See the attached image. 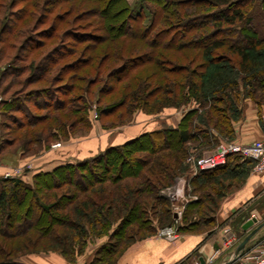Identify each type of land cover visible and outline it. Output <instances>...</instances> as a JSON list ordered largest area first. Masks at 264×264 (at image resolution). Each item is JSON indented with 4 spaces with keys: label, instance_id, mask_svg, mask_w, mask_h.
Here are the masks:
<instances>
[{
    "label": "trees",
    "instance_id": "1",
    "mask_svg": "<svg viewBox=\"0 0 264 264\" xmlns=\"http://www.w3.org/2000/svg\"><path fill=\"white\" fill-rule=\"evenodd\" d=\"M140 1L137 12L126 0L99 1L94 14L101 20L94 30L101 34L64 29L60 38L74 39L72 44L41 51L62 18L51 16L54 8L72 0H0V153L19 142L26 154L31 145L56 142L59 132L66 137L77 124L90 128L91 103L103 128L124 124L137 111L189 106L176 126L160 124L39 171L30 182L1 178L0 255L70 257L82 251L87 223L100 235L110 234L86 264H116L120 246L171 225V202L161 191L187 174L192 148L205 143L209 150L220 137L231 139L246 99L264 106V0ZM120 37L140 42L131 47L137 53L123 56V43L110 44ZM113 56L120 57L118 64L103 73ZM71 117L77 121L69 122ZM251 167L252 161L228 155L224 164L198 171L189 182L195 198L185 204L177 231L211 228L221 200Z\"/></svg>",
    "mask_w": 264,
    "mask_h": 264
},
{
    "label": "crops",
    "instance_id": "2",
    "mask_svg": "<svg viewBox=\"0 0 264 264\" xmlns=\"http://www.w3.org/2000/svg\"><path fill=\"white\" fill-rule=\"evenodd\" d=\"M147 117L140 113L138 123H141L142 126L131 130V132H126L125 135L120 133L114 140L109 141L110 143H107L104 135H101L100 140L93 138L75 142L69 152L58 154L54 150L57 148L49 150L46 157L51 156L50 159L38 163L30 162L32 167L30 166L26 171L24 180L30 182L31 177L39 171H49L60 164L81 160L110 145L122 143L141 132L152 130L153 127L150 128L149 126L143 129L144 124L147 123ZM180 119L181 116H178L171 125L176 126ZM232 126V139L234 141L248 143L262 138L264 135V109L259 111V108L253 103L245 102L240 118ZM61 147L62 145L58 148ZM251 216L256 217V223L247 231L242 230V224ZM225 223L234 225L238 243L242 233L246 236L253 228L262 223V226L252 235L242 252L245 253L251 248H258L264 244V178L262 176L250 170L240 186L221 200L219 208L214 214V225L211 228L193 233H180L179 238L174 241H167L154 236L147 238L132 245L131 250L121 257L116 264H194L196 259L199 264H205L206 258L220 248V230ZM238 226L239 228H237ZM236 246L219 255L214 264L230 262L234 257ZM78 261L70 263L49 252L46 254H26L12 264H78ZM230 264H238V262L234 260Z\"/></svg>",
    "mask_w": 264,
    "mask_h": 264
},
{
    "label": "rangeland",
    "instance_id": "3",
    "mask_svg": "<svg viewBox=\"0 0 264 264\" xmlns=\"http://www.w3.org/2000/svg\"><path fill=\"white\" fill-rule=\"evenodd\" d=\"M99 1H104V0H72V2H69V3L58 4L54 8V11L51 14V16H54L56 14L59 15V14L63 13L62 18H58L56 21L57 34L48 43L47 47H45L41 51H45L46 49H48L50 46H52L54 44L57 45L59 43L60 44L65 43L66 46L68 44H72L74 39H69V40L64 41L65 37L60 38L59 35H61L63 33L64 29L68 30L72 27H74V28L78 27L80 32H82V31L94 32V33L97 32V34L98 33L101 34L98 29L94 30V28H96V26H97L96 25L97 22H99L101 20V18L99 16H96L94 14V11H95L94 8L99 6V4H98ZM126 1L137 12V10L139 9V7L141 5V1L140 0H126ZM79 2H81V5L74 6V11L72 13H69V14L64 13L65 12L64 10L68 7V5H70L72 3L76 4ZM20 6L21 5H17V8H20ZM36 12L39 13L38 8L36 9ZM36 12H35V15H36ZM85 12H87L88 15H85ZM35 15L31 16V18H29V20L34 18ZM70 25H72V26L70 27ZM116 43H123L125 45L123 52H121V54L123 56L137 53L136 52L137 49H133L134 53H132L131 47L138 46L141 44L140 42H138L136 40H133L130 38H124V37H120V38L112 41L110 44L116 45ZM107 44H108V42L104 43L103 45H100L98 51L101 52V54L105 52ZM119 58L116 59L115 56L108 58L104 62L103 66L101 68L102 72L104 73L105 70H107L110 67L118 64ZM97 60H98V58L94 59L93 64H96ZM59 64H62V63H59ZM57 67L58 66L54 67V70L51 71L49 76H51L55 72V69ZM91 78H94V72L91 74ZM40 84L42 85L43 83H38L35 85H29L30 87H28V88H32L33 86H38ZM99 84L100 83L96 84L93 87V89L95 90ZM16 89H17V87L14 86L11 90H16ZM115 97H117V94L115 95ZM109 98L110 99L114 98V95L109 96L108 98L106 97V100H108ZM245 102H251L256 107H258L253 101H251L250 99H246L245 101H243L240 104L241 105V111H242L243 107L245 106ZM187 108H189L188 105H183L179 108L166 107V108H163L160 112L154 113V114H146L142 111H137L132 115V117L130 118V120L128 122L121 124V125H114L110 128H103L101 126L100 121L96 117L95 105L93 103H91V109H90L89 115H88L89 116V122H90V128L84 129L81 124H77V125H75V127L71 131L68 132L66 137L61 132H59V134L57 135V138H56V142H55V140H51V141H49V143L47 145H43V144L40 146L31 145V147H30L31 150L26 154L20 153L19 148H18L19 142H16L14 145L9 146L8 148L4 149L0 153V179L3 178V174L6 171L13 170L14 168H17V167L21 168L20 177H22L24 179L26 171H28V168H30V166H31L30 162L38 163V162H42V161H46V160L50 159L51 156L46 157V155L49 154L48 153L49 150H53L54 148H57L54 150H56V153H58V154L62 153V152H67V151L69 152L70 150H72V147L75 145L74 144L75 142L86 140V139L87 140L93 139V138L100 140L101 135H104L105 140H107L106 142L110 143L109 141L114 140L120 133H123L125 135L126 132H131V130H135V128H140L142 126L141 123H138L139 122L138 118H139L140 113L145 115V116H148L147 117L148 118L147 123L144 124L143 129H145L146 126H149L150 128L151 127L155 128L160 124H168L169 125V124L173 123L174 120H176L178 118V116L182 117V115L184 114V112L186 111ZM261 109H264V106H262L259 109V111ZM39 113L42 114V112H39ZM57 114L59 115L61 113H57ZM73 118L74 117H71L69 122H71L72 120H76ZM112 120L113 119H111V118L105 119L104 124L109 126L110 121H112ZM22 132H19L18 135ZM220 140H233V139L232 138L229 139L226 137H220ZM0 141H1V133H0ZM56 143H58L59 146L62 145V147L58 148L59 146H56L53 148L52 145L56 144ZM197 147H198V149L201 148V150H196L195 148H192L193 153L201 154L202 152L208 150V149H206L207 145H205V143H202V145H197ZM99 148H100V146H99ZM188 169H190V166L188 167ZM188 172H189V170H188ZM182 176L183 175H181L180 177H182ZM174 182H176V180ZM173 185H174V183L171 186H173ZM171 186H169V187H171ZM189 188H190V186H189ZM190 196H193V194L191 193ZM56 212H59V211L54 210L55 214H56ZM230 226L232 227L233 230H235L233 224H230ZM158 228H161V227H158ZM85 229L87 230V234H86L84 243H82L83 246H82V251L80 253H77L75 255H71L70 257H64L61 254L54 253V252H51V254L57 255V256L61 257V259H63L64 261H68L70 263H76L78 260H79L78 264H86V262L87 263L90 262V260L95 256V254H96L97 250L100 248V246L107 242L110 231L108 230L104 234L100 235L97 233V230H99V229H96L93 231V229H91V227L89 225H87V223H85ZM178 234H180V232H178ZM153 236L155 237V233H152L151 235H149L145 239L153 237ZM145 239H142V240H145ZM142 240H137L136 242L131 243L129 245L125 243L123 246H120L118 249L117 255L115 257V258H117L116 260L119 261V259H121V257L125 256L126 253L131 250L132 245H134L137 242H140ZM77 247H76V249H77ZM40 253H43V252H38V254H40ZM44 254H46V253H44ZM23 255H26V254L20 253L19 255L12 256L11 258H6V257L0 255V264H3V263L12 264L15 261H18Z\"/></svg>",
    "mask_w": 264,
    "mask_h": 264
},
{
    "label": "built area",
    "instance_id": "4",
    "mask_svg": "<svg viewBox=\"0 0 264 264\" xmlns=\"http://www.w3.org/2000/svg\"><path fill=\"white\" fill-rule=\"evenodd\" d=\"M1 101V97H0ZM59 146L58 143L52 147ZM228 155H238L241 159L252 161L251 171L264 178V135L262 138L241 143L234 140H219L217 144L210 150L201 154L191 153L187 157L189 163V172L179 177L173 186L166 187L161 194L171 202L172 223L169 226L158 228L155 237L162 238L167 241H174L179 238L177 227L180 225L181 216L185 204L194 199L190 196L189 182L200 170L214 169L226 162ZM21 168L17 167L13 170L6 171L3 178L20 177ZM256 219L255 216H251ZM221 245L220 248L206 258L205 264H214L216 258L227 250L232 249L238 243L236 232L229 223H225L221 228ZM245 261V262H244ZM248 261V262H247ZM238 264H264V244L258 248H251L247 252H241L235 259ZM194 264H199L196 259Z\"/></svg>",
    "mask_w": 264,
    "mask_h": 264
},
{
    "label": "water",
    "instance_id": "5",
    "mask_svg": "<svg viewBox=\"0 0 264 264\" xmlns=\"http://www.w3.org/2000/svg\"><path fill=\"white\" fill-rule=\"evenodd\" d=\"M256 219L254 217H251L247 219L241 226L242 230L247 231L248 228H250L254 223H256ZM262 226V223L258 224L255 228H253L244 238L237 244L234 252V257L232 260L226 264L232 263L242 252L245 245L249 241V239L252 237V235L259 230V228ZM202 262V260H200ZM203 263V262H202Z\"/></svg>",
    "mask_w": 264,
    "mask_h": 264
}]
</instances>
